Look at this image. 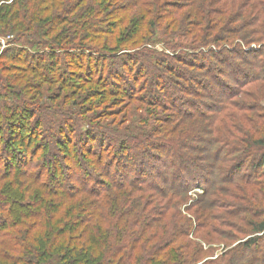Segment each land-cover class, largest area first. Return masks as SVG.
Here are the masks:
<instances>
[{
    "label": "trees",
    "instance_id": "obj_1",
    "mask_svg": "<svg viewBox=\"0 0 264 264\" xmlns=\"http://www.w3.org/2000/svg\"><path fill=\"white\" fill-rule=\"evenodd\" d=\"M0 37V264H264V0H0Z\"/></svg>",
    "mask_w": 264,
    "mask_h": 264
},
{
    "label": "rangeland",
    "instance_id": "obj_2",
    "mask_svg": "<svg viewBox=\"0 0 264 264\" xmlns=\"http://www.w3.org/2000/svg\"><path fill=\"white\" fill-rule=\"evenodd\" d=\"M251 4V3H250ZM245 7H247V5H244L243 4V8H245ZM254 27V26H253ZM253 27H250V29H246L245 30V32H244V34H248L249 32H250V30H252L253 29ZM8 38V37H7ZM7 38H1L0 37V51L5 47V41L7 40ZM10 38H13L12 36H10ZM152 40H154V41H164L165 39H162V37L161 36H159V34H157V36L156 37H154V38H152ZM3 43V44H2ZM156 45V44H155ZM253 46V45H252ZM156 48H158V49H162L161 48V46H156ZM163 50V49H162ZM183 76L185 77L184 79L186 80V82H187V85L188 84H190V83H192L191 81H193V80H190L189 78L190 77H188V74L186 73L185 75L183 74ZM255 87V88H254ZM45 89H46V87L44 86L43 87V91H42V96H44L45 95ZM69 89H63V91H62V94L64 95V93H65V95L69 92L68 91ZM244 90V93L245 92H247V93H251L252 91H255V93H256V96H255V101H257L258 102V104L260 105V108H261V110L262 111H256V112H258L259 114H260V112L262 113V112H264V85L263 86H261L260 87V83H257L256 85H250V86H247V87H245V88H243L241 91H243ZM68 91V92H67ZM67 92V93H66ZM247 93H245V95L247 94ZM62 95V96H63ZM245 95H241V96H238V97H236V100H246V101H248L249 102V99H246V97H245ZM110 100H111V98H107V100H106V102H110ZM59 105H60V103H58ZM61 106V105H60ZM114 108H117V112H116V117H115V115H114V118H116V120H124V119H121L122 118V115L124 114V113H127L128 112V110H130L131 112H132V114H134V119L135 118H138L140 115H142V112L140 111V109L139 108H142V106H141V104L140 103H138V102H134V103H127V102H122L121 104H119L117 107H114ZM168 115H169V113H168ZM142 116H146V115H142ZM133 118V117H132ZM128 120H129V118H127ZM112 119H110V118H108V122L110 123V121H111ZM240 120H242V116H241V118H240ZM104 122H106V120L104 121ZM123 122H125V121H123ZM240 122V121H239ZM254 122H255V120H253V123L250 125V124H245V122H240L241 123V126H243L242 128H243V131L242 130H240V132H247V131H249L248 129H247V127H250V126H253L254 125ZM118 123V121L117 122H115L114 124H112L111 123V125H113V126H115V124H117ZM123 124H125V123H123ZM216 124H218V122L216 123ZM239 125L240 124H237V130L240 128L239 127ZM245 125L247 126V127H245ZM241 128V129H242ZM239 136V135H238ZM208 148H211V146H208ZM212 151V153H214V149H210V152ZM165 153V152H164ZM224 155L225 154H221L220 156H219V154H218V157L215 159V163H216V166L218 167V168H224L223 170L225 171V169H227L228 168V166H230V160H225V157H224ZM208 156V155H207ZM202 157L203 158H206V153H203L202 154ZM242 158L243 159H245V157L242 155ZM172 162V161H171ZM156 166H158V165H156ZM133 167H131L130 169H128V170H130V171H133V169H132ZM154 169H156V167L154 168ZM148 170H150L151 171V168H150V166L148 167V169H147V171ZM114 171V170H113ZM112 171V172H113ZM247 172V171H246ZM230 175V176H229ZM234 174H233V172H230L229 171V173L227 174V175H224L223 176V178L222 179H231V182H228V184H227V186H226V188H228L229 190H233V191H236V190H238L239 188L238 187H240L241 188V184L242 183H240L239 181H237V177H236V179L234 178ZM234 179V180H233ZM220 186V185H219ZM225 187V186H224ZM197 191H193L192 193L194 194V193H196ZM191 195V194H190ZM193 197H195V194L193 195V196H191V198H193ZM219 197H221L222 198V200H224L226 197H222V196H219ZM220 202H222V201H220ZM190 203V201H188L187 203L185 202L184 204V206H187V204H189ZM184 206H183V208H184ZM226 206V205H225ZM229 209H231V207H229V206H226V208H223L221 211L220 210H216L215 212H214V215L216 216V215H218L217 213H222L221 215H225L224 213H226V211L227 210H229ZM223 220H228L229 222H231L232 220L231 219H223ZM219 226V225H218ZM220 228H221V225H220ZM199 233V232H198ZM200 234V233H199ZM199 237V235H197V238ZM196 242H198V243H201V245H202V247H203V253H202V259H205V260H208V259H215L220 253H222V252H224L225 250H227V249H229V248H231V247H233V246H229V247H227V248H225L223 245H221V244H218V242L216 241V242H213V241H211L212 243H210V244H207V243H205V242H202V241H199V240H197ZM234 242V241H233ZM232 243V242H231ZM231 243H226V244H231ZM204 244V245H203Z\"/></svg>",
    "mask_w": 264,
    "mask_h": 264
},
{
    "label": "built area",
    "instance_id": "obj_3",
    "mask_svg": "<svg viewBox=\"0 0 264 264\" xmlns=\"http://www.w3.org/2000/svg\"><path fill=\"white\" fill-rule=\"evenodd\" d=\"M3 44V43H2ZM197 192L201 193L199 190H196Z\"/></svg>",
    "mask_w": 264,
    "mask_h": 264
}]
</instances>
